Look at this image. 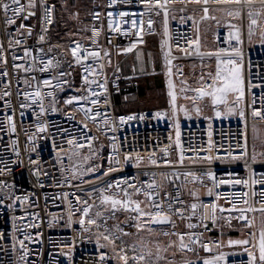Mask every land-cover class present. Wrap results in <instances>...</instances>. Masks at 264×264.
Instances as JSON below:
<instances>
[{
  "label": "built area",
  "instance_id": "obj_1",
  "mask_svg": "<svg viewBox=\"0 0 264 264\" xmlns=\"http://www.w3.org/2000/svg\"><path fill=\"white\" fill-rule=\"evenodd\" d=\"M91 2L79 38L64 41L54 36L56 3L0 0V264H118L145 230L164 241L161 264H264L254 243L237 252H224L222 243L239 213L264 212V160L254 157L250 139L252 126L264 124V51L227 46L226 24H214L218 50L242 66L235 116L196 108L181 121L172 103L130 111L116 104L139 88L136 76L123 73L121 53L158 38L174 88L217 54L202 51L211 10L264 0ZM92 52L99 56L83 59ZM210 86L214 77L199 88ZM105 196L131 205L113 209ZM136 203L151 215L135 211ZM157 211L169 222H152Z\"/></svg>",
  "mask_w": 264,
  "mask_h": 264
},
{
  "label": "rangeland",
  "instance_id": "obj_2",
  "mask_svg": "<svg viewBox=\"0 0 264 264\" xmlns=\"http://www.w3.org/2000/svg\"><path fill=\"white\" fill-rule=\"evenodd\" d=\"M56 3L58 7L57 23L55 27L56 38L70 41L79 38L77 34L84 30L91 9L92 0H48ZM264 5H250L247 11L235 6L214 8L210 11V19L203 30L202 51L204 53L217 52L209 59H203L200 64L193 67L194 75L183 80H174L175 109L179 119L188 120L196 108L202 116H215L217 112L227 116H235L237 112L231 107L237 102L240 109L243 105V71L241 62L235 64L221 63L229 61L222 55L214 42L213 26L215 23L226 24L229 35L226 37L227 46L233 45L237 48L243 46L249 50L264 51ZM252 20L256 23L252 24ZM156 42L143 49L131 53H121L122 71L125 75L136 76L139 88L137 91L118 97L128 110L143 108H157L170 106L171 87L165 81V60L161 43L158 38ZM224 74H233L239 80L238 91L230 92L226 96V103L216 110L211 96L199 97L196 89L201 82L216 76L217 68ZM228 66V68H227ZM238 70V71H237ZM200 76L203 77L199 81ZM218 86V82H215ZM212 91V90H208ZM196 104L193 101H197ZM232 120V118L230 119ZM251 145L253 155L256 159L264 160V124L254 125L251 128ZM262 213V212H261ZM257 214V213H256ZM256 214L239 213L238 220L234 221L232 228L222 231V243L224 252H237L244 249L248 242V231L256 230L252 223ZM247 222L251 225H248ZM247 241V243H230ZM131 250L118 254V264H161L163 253L160 248L164 241L155 231H143L137 237L130 239ZM258 252V249H257ZM122 257L126 259H122ZM143 257V259H141Z\"/></svg>",
  "mask_w": 264,
  "mask_h": 264
},
{
  "label": "snow or ice",
  "instance_id": "obj_3",
  "mask_svg": "<svg viewBox=\"0 0 264 264\" xmlns=\"http://www.w3.org/2000/svg\"><path fill=\"white\" fill-rule=\"evenodd\" d=\"M205 2H207V0H205ZM224 2H232V3L239 4V3L242 2V0H224ZM243 2L251 3V0H243ZM12 3L16 4V5H19L20 4V0H12ZM30 6H34V5H30ZM3 8L5 10H7L9 8V5L8 4H3ZM13 11H14V13L16 15H20L23 12V8L22 7H16L15 9H13ZM205 11H207V10H205ZM30 15H33V13H29V16ZM24 18L27 19L28 17L26 16ZM6 22L8 24H13L14 23L13 20H8ZM255 23H256V21L252 20V24H255ZM21 27H24V25H21ZM29 31H31V30H29ZM41 39H43V37H41ZM18 43H19V41H18ZM79 47L80 46L77 45V48H79ZM25 54L27 55V52ZM72 54L77 59V62H79L81 57L79 56L76 48L72 49ZM89 55L98 57L99 53H97V52L86 53L85 56L83 57V59H87V57ZM105 55H106V53H105ZM221 63L231 64L233 62L229 60V61H224V62H221ZM85 71L87 72L88 69L86 68ZM93 71H95V70H93ZM169 75H171V72H169ZM85 81L88 82L87 81V77H85ZM215 82H218V86H215ZM169 83H170V87H172L171 81ZM238 86H239L238 78L234 77L233 74H231V73H229L227 75L224 74L222 72V70L218 66L217 72H216V76L214 77V86H210V87H212V91H208L206 88H199V89H196V91L198 93V96L201 97V98L205 97V96H211L213 105H217V104L225 103L226 102L225 98H226L227 94L230 93V92L238 91ZM100 87H103V85H100ZM169 95L171 97L172 104L174 105L175 104V100H176L174 92L170 91ZM68 103H72V101L70 100V101H68ZM91 103L95 104V103H97V101L96 100H92ZM217 115H219V112H217ZM241 115H243V113H241ZM253 115L254 116L261 115V113L253 112ZM129 119H132V117H129ZM126 159H127V157H126ZM152 163H155V161H152ZM153 186L154 185H149L150 188L153 187ZM109 187H111V185H109ZM117 187H119V185H117ZM136 191H139V189H136ZM125 195L129 196L130 194L125 192ZM193 196H195V193H193ZM149 199H151V196H149ZM104 202H110L112 207H113V209H115L117 205H120L122 208H125V209L129 208L130 205H131V201L130 200H125V201L122 202L120 200L113 199V198L108 197V196L104 197ZM154 206L156 208L160 207V205H154ZM169 207L171 208V205ZM191 208H192L193 212H195V210L197 209V205L196 204H192ZM214 208H215V205H213V209ZM134 210L140 212L142 216L143 215H151L149 213H143L140 210L139 203L135 204ZM85 213H87V209H85ZM98 215H99V213H98ZM88 222L89 223H95V221H92V220H89ZM152 222L163 224V223H168L169 219H168L167 216L161 215V213L159 211H157L155 213V215L152 216ZM189 227L190 228L191 227H195V225H189ZM105 239H108V237H105ZM189 239H191V236L189 237ZM180 241H181V247L182 248L187 247V245L183 244V236H180ZM230 243H247V241H237V242H230ZM122 259H126V258L122 257ZM141 259H143V257H141ZM259 259H260L261 262H264V233H261L260 257H259ZM205 264H209V262L205 261Z\"/></svg>",
  "mask_w": 264,
  "mask_h": 264
},
{
  "label": "crops",
  "instance_id": "obj_4",
  "mask_svg": "<svg viewBox=\"0 0 264 264\" xmlns=\"http://www.w3.org/2000/svg\"><path fill=\"white\" fill-rule=\"evenodd\" d=\"M151 44L156 42L155 38L150 39L149 41ZM117 109L123 111H130L128 108L123 104L121 100L118 98L116 99ZM254 226H256V230L251 233L248 231V242L254 243L258 249L257 255L260 257V240H261V233H264V212L257 213L254 220L252 221ZM248 225H251V223Z\"/></svg>",
  "mask_w": 264,
  "mask_h": 264
},
{
  "label": "bare ground",
  "instance_id": "obj_5",
  "mask_svg": "<svg viewBox=\"0 0 264 264\" xmlns=\"http://www.w3.org/2000/svg\"><path fill=\"white\" fill-rule=\"evenodd\" d=\"M248 7H249V6H242L241 9L244 10V11H247V8H248ZM171 91L174 92V91H175L174 88H171ZM174 94H175V93H174ZM171 101H172V100H171Z\"/></svg>",
  "mask_w": 264,
  "mask_h": 264
}]
</instances>
